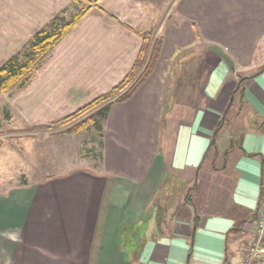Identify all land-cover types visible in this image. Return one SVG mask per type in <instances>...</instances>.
I'll return each instance as SVG.
<instances>
[{
	"label": "crops",
	"instance_id": "crops-1",
	"mask_svg": "<svg viewBox=\"0 0 264 264\" xmlns=\"http://www.w3.org/2000/svg\"><path fill=\"white\" fill-rule=\"evenodd\" d=\"M84 8L22 85L0 93L27 128L114 87L141 33L161 38L159 57L111 104L93 168L1 194L0 264L238 260L264 200V0H0V67ZM241 78V115L214 138Z\"/></svg>",
	"mask_w": 264,
	"mask_h": 264
},
{
	"label": "trees",
	"instance_id": "trees-1",
	"mask_svg": "<svg viewBox=\"0 0 264 264\" xmlns=\"http://www.w3.org/2000/svg\"><path fill=\"white\" fill-rule=\"evenodd\" d=\"M86 11L87 8L74 14L69 21L61 25L58 31L55 29L50 31L54 25L52 22L50 28L36 32L20 53L0 67V93H8L14 86L22 85L26 77L35 70L36 66L50 52L52 47L76 24ZM140 39L141 45L136 59L120 82L107 92L76 109L71 114L53 123L43 125L40 128L61 127L73 123L67 131L78 133L88 127L97 128L101 131V122L106 118L111 104L113 102L127 101L151 75L157 63L162 44L161 38L154 37L152 31H147L140 34ZM263 70L264 66L258 72ZM242 81L243 79L238 82V85L232 93L233 99L229 102L223 114L222 121L217 125L214 138L221 128L231 124V118L241 115L243 108ZM232 141L233 139H231V143ZM1 144L2 142L0 141V146ZM210 150L216 155L217 151L214 142L210 145ZM196 224L197 218L195 216L194 226Z\"/></svg>",
	"mask_w": 264,
	"mask_h": 264
},
{
	"label": "rangeland",
	"instance_id": "rangeland-1",
	"mask_svg": "<svg viewBox=\"0 0 264 264\" xmlns=\"http://www.w3.org/2000/svg\"><path fill=\"white\" fill-rule=\"evenodd\" d=\"M70 16L59 17L58 24L50 31H58L64 24L60 23L62 19L69 21ZM6 107L0 106V197L6 195L15 182H37L47 174L76 167L93 168L98 163L101 131L97 128L88 127L73 133L67 131L71 123L31 129L19 114H11Z\"/></svg>",
	"mask_w": 264,
	"mask_h": 264
},
{
	"label": "built area",
	"instance_id": "built-area-1",
	"mask_svg": "<svg viewBox=\"0 0 264 264\" xmlns=\"http://www.w3.org/2000/svg\"><path fill=\"white\" fill-rule=\"evenodd\" d=\"M250 232L251 238L240 258L236 261L230 259L228 264H264V200Z\"/></svg>",
	"mask_w": 264,
	"mask_h": 264
}]
</instances>
